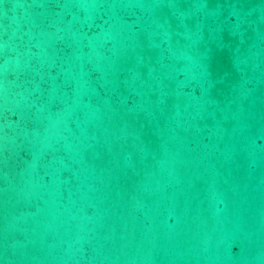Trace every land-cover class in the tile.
I'll return each instance as SVG.
<instances>
[{
    "label": "water",
    "instance_id": "obj_1",
    "mask_svg": "<svg viewBox=\"0 0 264 264\" xmlns=\"http://www.w3.org/2000/svg\"><path fill=\"white\" fill-rule=\"evenodd\" d=\"M0 264H264V0H0Z\"/></svg>",
    "mask_w": 264,
    "mask_h": 264
}]
</instances>
